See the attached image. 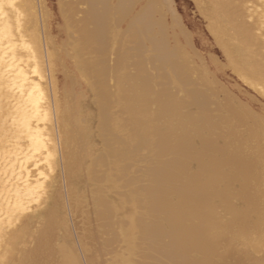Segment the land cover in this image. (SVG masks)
<instances>
[{
	"label": "bare ground",
	"instance_id": "1",
	"mask_svg": "<svg viewBox=\"0 0 264 264\" xmlns=\"http://www.w3.org/2000/svg\"><path fill=\"white\" fill-rule=\"evenodd\" d=\"M191 1L223 61L174 0H0V264H264V0Z\"/></svg>",
	"mask_w": 264,
	"mask_h": 264
},
{
	"label": "rangeland",
	"instance_id": "2",
	"mask_svg": "<svg viewBox=\"0 0 264 264\" xmlns=\"http://www.w3.org/2000/svg\"><path fill=\"white\" fill-rule=\"evenodd\" d=\"M175 6L179 13L183 16L184 22L189 26V28L193 32V39L197 45V47L204 53L207 54V51H213L220 60L223 61L222 54L218 47L214 44L211 35L209 34L208 30H206V22L199 15V12L194 6V3L191 0H174ZM53 3L54 0H51ZM185 5V6H184ZM185 7V9H184ZM57 14H55L54 18L52 19V27L53 30L56 28V19ZM194 26V27H193ZM198 26V27H197ZM205 36V37H203ZM201 38V39H200ZM203 39V40H202ZM208 42V43H207ZM216 65L212 64V67ZM221 69V70H220ZM217 74L224 80L227 81L229 84L232 85H240L242 90H249L248 87L241 83V81L230 71L228 68H218ZM236 82V83H235ZM255 105H258L257 102H254ZM1 163V162H0ZM6 164V163H5ZM0 164V174L2 175L5 181L7 180H14L12 171L9 170L11 168V164L6 167V165ZM17 173V172H16Z\"/></svg>",
	"mask_w": 264,
	"mask_h": 264
}]
</instances>
